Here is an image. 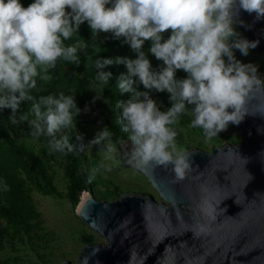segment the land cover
<instances>
[{"label":"clouds","instance_id":"obj_1","mask_svg":"<svg viewBox=\"0 0 264 264\" xmlns=\"http://www.w3.org/2000/svg\"><path fill=\"white\" fill-rule=\"evenodd\" d=\"M240 9L264 18V0H34L27 7L21 0H0V109L10 108L9 119L15 123L21 102L32 101L31 135L47 137L50 152L74 150L67 136L57 138L56 133L73 128L74 118L81 112L75 95L61 91L36 100L31 92L39 90L37 77L42 81L51 78L49 70L58 60L79 64L78 50L87 45H66L65 41L78 34L87 21L92 38L110 32L137 53L135 59L96 61L100 69L96 79L102 85L112 76L103 71L106 66L115 63L127 68L118 77L117 87L132 95L118 102L117 122L129 134L132 159L145 165L171 164L176 178L183 179L189 163L177 148V133L170 125L178 123L192 105L191 127L201 128L211 139L249 115L242 109L261 82L258 67L237 60L233 51L247 55L257 43L241 38L236 31L234 18ZM169 30L171 35L164 40L162 34ZM146 41H151L148 52L163 62L158 71L143 50ZM177 70L187 77L177 79ZM137 83L146 91H139ZM152 90L167 91L171 107L162 111ZM110 135L105 126L89 143L100 144ZM77 139L82 140L83 134ZM80 147L83 150V144ZM115 151L107 143L105 159H111Z\"/></svg>","mask_w":264,"mask_h":264},{"label":"rangeland","instance_id":"obj_2","mask_svg":"<svg viewBox=\"0 0 264 264\" xmlns=\"http://www.w3.org/2000/svg\"><path fill=\"white\" fill-rule=\"evenodd\" d=\"M33 2L21 0L24 6ZM82 25L90 28L87 21ZM234 27L242 38L237 22ZM165 33L171 31L164 32L163 39ZM99 35L117 45L129 46L123 43V38L116 39L110 32ZM77 43L79 41L71 38L65 41L66 45ZM150 46L151 41H146L143 50L153 70L158 71L163 62L148 52ZM233 51L237 60L258 67L257 75L261 82L254 86L248 97L263 94L264 53L255 48H250L247 55H242L238 49ZM78 56V65L60 59L48 73L51 77L48 81L62 85L75 94L77 106L81 109L80 114L74 118L73 128L61 129L56 133L57 138L68 137L74 146L72 152H50L47 137L32 136L31 121L35 117L30 110L18 109L16 122L12 123L9 119L12 110L0 109V151H10L23 194L20 209H15L6 196H0V264H60L65 260L76 264L84 244L105 243V238L77 214L84 191L108 201L116 200L128 192L149 193L157 200L160 199L147 177L128 164L121 152L124 144L131 142L129 134L123 132L117 122L120 116L118 102L126 101L132 95L130 92L121 93L117 87L118 77L127 72L126 66L115 63L106 66L103 71L111 72L112 76L106 85H102L96 79L100 69L96 67L98 59L93 48L87 46L78 50ZM121 57L134 59L128 53H123ZM227 59L225 57L226 62ZM187 75L183 70L176 72L177 79L186 78ZM135 87L139 91H146L142 84L137 83ZM169 95L167 91H151L152 98L162 111L171 107ZM191 107L188 105V112L179 117L178 123L170 125L177 133L176 145L182 152L189 148L211 151L226 142L243 140V136L231 124L226 130L208 139L201 128L191 127ZM105 126L111 133L110 137L100 144H90L96 133ZM114 130L121 138L119 141L113 139ZM79 134H83L82 140L77 139ZM109 142L116 151L111 159L106 160V144ZM71 168L82 176V189L74 182Z\"/></svg>","mask_w":264,"mask_h":264},{"label":"water","instance_id":"obj_3","mask_svg":"<svg viewBox=\"0 0 264 264\" xmlns=\"http://www.w3.org/2000/svg\"><path fill=\"white\" fill-rule=\"evenodd\" d=\"M234 19L264 53V18L240 9ZM245 110L239 124L230 123L243 140L182 152L183 179L171 164L138 163L125 143L124 159L160 199L128 192L108 201L90 192L77 214L106 242L84 244L76 264H264V93L248 97Z\"/></svg>","mask_w":264,"mask_h":264},{"label":"trees","instance_id":"obj_4","mask_svg":"<svg viewBox=\"0 0 264 264\" xmlns=\"http://www.w3.org/2000/svg\"><path fill=\"white\" fill-rule=\"evenodd\" d=\"M170 35L171 33H165L164 39L167 40ZM71 39L83 42L87 46L93 48L97 59L121 57L123 53H128L134 59L136 58V52H134L130 46L117 45L99 34L97 38H92L91 29L84 25L80 26L79 33L74 34ZM37 89L39 90L33 89L31 92V95L36 100H38L40 96H46L52 93L58 94L61 91L64 92L65 95H75L70 89L51 81H42L39 77H37ZM31 104L32 101L21 102L19 109L30 110ZM112 135L115 141L121 139L115 130L112 132ZM71 171L74 182L79 189H82L84 187L82 176L72 168ZM0 196H6L15 209H20L23 203L21 180L16 172L11 153L8 149L0 151Z\"/></svg>","mask_w":264,"mask_h":264},{"label":"bare ground","instance_id":"obj_5","mask_svg":"<svg viewBox=\"0 0 264 264\" xmlns=\"http://www.w3.org/2000/svg\"><path fill=\"white\" fill-rule=\"evenodd\" d=\"M90 194V192L88 191H84L82 194H81V199H80V203L78 204V208H77V211L79 210L80 208V204L83 202V200Z\"/></svg>","mask_w":264,"mask_h":264}]
</instances>
